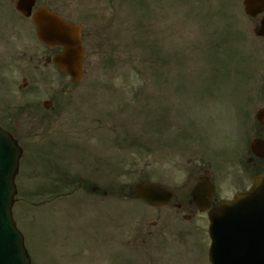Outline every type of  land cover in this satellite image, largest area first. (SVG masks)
Returning <instances> with one entry per match:
<instances>
[{
  "label": "rangeland",
  "instance_id": "obj_1",
  "mask_svg": "<svg viewBox=\"0 0 264 264\" xmlns=\"http://www.w3.org/2000/svg\"><path fill=\"white\" fill-rule=\"evenodd\" d=\"M38 1L66 5L67 17L90 31L92 50L79 84L61 79L67 89L49 121L33 122L39 150L20 160L12 215L30 264H209L205 215L165 218L166 208L115 194L164 176L165 187L188 193L195 166L209 170L222 201L251 183L252 91L264 41L241 3ZM218 100L226 111L210 105ZM211 136L232 137L235 151L209 150Z\"/></svg>",
  "mask_w": 264,
  "mask_h": 264
},
{
  "label": "water",
  "instance_id": "obj_2",
  "mask_svg": "<svg viewBox=\"0 0 264 264\" xmlns=\"http://www.w3.org/2000/svg\"><path fill=\"white\" fill-rule=\"evenodd\" d=\"M252 1H256L252 4ZM261 2V6L257 5ZM34 0H19L17 9L28 14ZM245 10L254 15L264 7V0H245ZM37 34L43 41H54L63 48V53L54 60L73 82L82 77L83 51L80 47L79 28L66 24L46 10H39L33 17ZM258 35L264 36V18ZM258 145L252 143V147ZM262 150L264 149L260 145ZM20 151L11 138L0 130V264H29L23 247L22 236L15 229L10 207L15 194L13 177L17 170ZM260 155V154H259ZM200 211H205L212 196L211 186L199 182L191 192ZM134 195L150 205L164 200L167 192L151 184L137 183ZM161 198V200H160ZM165 198V199H164ZM210 226L211 246L208 258L212 264H264L256 255H242L236 250L249 248L255 244L264 249V174L256 176L249 192L238 194L234 200L222 203L207 211Z\"/></svg>",
  "mask_w": 264,
  "mask_h": 264
},
{
  "label": "flooded vegetation",
  "instance_id": "obj_3",
  "mask_svg": "<svg viewBox=\"0 0 264 264\" xmlns=\"http://www.w3.org/2000/svg\"><path fill=\"white\" fill-rule=\"evenodd\" d=\"M15 3L16 0H0V102L17 106L19 112L7 114L0 109V126L9 131L18 142H22L33 134L26 133V128L32 130L35 127L33 122L48 120L41 109L43 103L34 100V96L38 95L39 91L50 95V105L56 107L60 100L58 91H64L63 88H58L63 82L57 83L56 88L52 87L51 90L46 82L50 73L61 75L53 62L61 53V48L58 45L46 44L37 38L31 15L40 8H47L50 12L60 15L66 22L77 24V21L73 17H67L65 13L69 8L63 3L52 6L35 0L30 16L18 12ZM262 16L264 11L251 18L255 26L259 24ZM81 39L85 52L92 50L91 33L82 26ZM259 80L257 87L252 91L254 109L251 136L252 139L264 140V119L258 120L255 116L258 109L264 108V69L259 73ZM249 161L254 168L264 170V157L258 158L250 152ZM200 172L204 174L206 171L200 167L198 173ZM162 207L174 209L176 214L184 210L189 211L188 216H192L195 211L186 196L177 197L176 194Z\"/></svg>",
  "mask_w": 264,
  "mask_h": 264
}]
</instances>
